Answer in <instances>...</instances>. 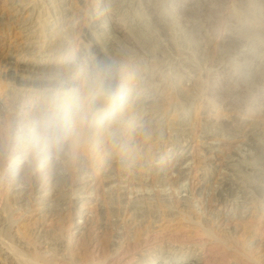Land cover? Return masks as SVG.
Masks as SVG:
<instances>
[{"label":"rangeland","instance_id":"1","mask_svg":"<svg viewBox=\"0 0 264 264\" xmlns=\"http://www.w3.org/2000/svg\"><path fill=\"white\" fill-rule=\"evenodd\" d=\"M228 35L264 58V0H0V264H264V70ZM90 42L135 77L136 161L72 152L41 187L4 130L46 85L4 74Z\"/></svg>","mask_w":264,"mask_h":264},{"label":"clouds","instance_id":"2","mask_svg":"<svg viewBox=\"0 0 264 264\" xmlns=\"http://www.w3.org/2000/svg\"><path fill=\"white\" fill-rule=\"evenodd\" d=\"M134 80L120 64H91L72 50L62 52L38 103L17 114L4 136L32 171L93 147L130 167L138 155L133 137L140 130Z\"/></svg>","mask_w":264,"mask_h":264},{"label":"bare ground","instance_id":"3","mask_svg":"<svg viewBox=\"0 0 264 264\" xmlns=\"http://www.w3.org/2000/svg\"><path fill=\"white\" fill-rule=\"evenodd\" d=\"M15 2V1H14ZM17 9V8H16ZM62 12V11H61ZM261 36V35H260ZM86 37L88 38L89 36L86 35ZM160 38V37H159ZM211 39V38H210ZM115 40V39H114ZM30 42V41H29ZM220 43H226V42H230V43H233V46L237 49V52L239 53V55L244 58V59H248V61H250V66L251 67H254V69L257 71L259 69H263L264 70V58H261L260 56H257L255 55L253 52H250L248 49H245L243 45V42L241 41V39H239L237 36H232V35H228L226 36V38H221ZM237 44H240V46L238 47ZM199 46V45H198ZM33 48V47H32ZM88 48H90L91 52L93 53V60L95 62L96 60V57L95 55L98 57L97 61L99 63H105V62H109L103 55L100 54V51H99V48L97 45H95L93 42H90L88 44ZM177 48V47H176ZM264 47L261 46V50L263 49ZM259 52V51H258ZM30 54V53H29ZM100 56V57H99ZM243 59V60H244ZM48 62H43V61H40V60H33L31 61L30 63L24 65V66H21V67H18L19 69L16 68L18 72H13L7 76L6 74H4V76L6 77H10L12 80H15V82H17L18 84H22V85H26L28 87H32V86H41V85H47L51 76L53 74L51 73H54L56 71V67L55 66H48ZM51 65H55L53 63H51ZM246 65V64H245ZM247 66V65H246ZM245 67V66H244ZM243 67V68H244ZM248 68V67H247ZM188 69V67H187ZM15 70V69H14ZM15 70V71H16ZM246 70H250V69H246ZM262 70V71H263ZM50 71V72H49ZM146 81V80H145ZM149 90V89H148ZM237 94V93H236ZM262 96L261 98H264V92L261 93ZM234 96V95H233ZM237 96V95H236ZM143 109V107H142ZM227 109V108H226ZM1 110V109H0ZM143 111V110H142ZM158 126V125H157ZM1 147V146H0ZM6 147V146H5ZM180 148V153L181 154L183 151H184V147L183 146H179L177 148V150ZM7 153V152H6ZM172 153H174V151H172ZM184 153V152H183ZM177 154V152H176ZM177 156V155H176ZM179 156V155H178ZM62 157V156H61ZM182 157V156H181ZM178 158V157H177ZM61 159V158H60ZM59 159V161H61ZM175 159V158H174ZM63 160V159H62ZM177 161V160H176ZM52 165H58V161L55 162L54 164ZM50 167V166H47V168ZM24 168H27L26 167V164H25V167ZM147 168V167H146ZM176 168V167H175ZM51 170V169H50ZM177 170V169H176ZM182 171V170H181ZM18 172V171H17ZM19 174V172H18ZM179 174V173H178ZM31 174L29 173L28 177H31L32 180L38 184H41V187L46 183V181L48 180H54V179H62L63 180V174L62 172L60 171H57V170H53V171H49L47 173V177L46 178H42V179H39V176H40V172L39 171H35V174ZM171 175V174H170ZM87 176V175H86ZM21 177V176H19ZM25 177V176H24ZM12 178V176H11ZM24 180V179H23ZM31 180V181H32ZM230 180V179H229ZM19 181V179L17 180ZM20 182V181H19ZM86 182L85 179H83V177H78V181L76 182V185H82L84 186V183ZM17 184V183H16ZM21 184V183H20ZM19 183L17 184V189L15 191V193L17 192L18 194L21 193L22 189L20 186ZM40 192L42 191V188H39ZM36 192V191H35ZM59 193V192H58ZM190 193V192H189ZM55 194V193H54ZM200 194V193H199ZM23 195V194H22ZM19 196V195H18ZM41 196V195H40ZM47 196H49V193H44L42 194V198H46ZM140 197V196H139ZM120 198V197H119ZM20 199V198H19ZM76 199V197L74 198ZM185 199V198H183ZM65 200V199H64ZM135 200V199H134ZM187 200V199H186ZM56 201V200H55ZM177 202L179 203H184L183 200H179L177 199ZM69 203V202H68ZM73 203H76V202H73ZM187 204V203H186ZM207 205V204H206ZM55 210V209H54ZM214 216V215H213ZM85 220V219H84ZM44 236V235H43ZM46 237V236H45ZM41 238L42 241L46 244H51L53 246L54 249L56 250H59L58 246L60 244V239L58 238H55L54 240H47V238ZM53 239V238H52ZM41 243V242H40ZM61 247V246H60ZM64 247V246H63ZM52 248V250H54ZM55 250V251H56ZM1 251V250H0ZM6 251V250H5ZM7 252V251H6ZM6 252H2L3 254L6 253ZM5 255V254H4ZM7 255V254H6ZM4 259H10V261L12 263H17L15 259H13L11 256H4ZM191 261V260H190ZM189 261V262H190ZM253 261V260H252ZM188 262V261H187ZM186 261H184L183 264H186L187 263ZM192 264V263H191ZM195 264V263H194Z\"/></svg>","mask_w":264,"mask_h":264}]
</instances>
